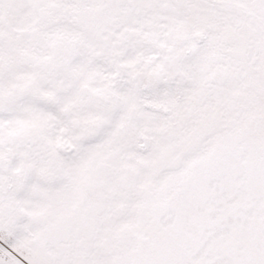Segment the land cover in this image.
Instances as JSON below:
<instances>
[{
	"label": "snow or ice",
	"instance_id": "1",
	"mask_svg": "<svg viewBox=\"0 0 264 264\" xmlns=\"http://www.w3.org/2000/svg\"><path fill=\"white\" fill-rule=\"evenodd\" d=\"M0 264H264V0H0Z\"/></svg>",
	"mask_w": 264,
	"mask_h": 264
}]
</instances>
